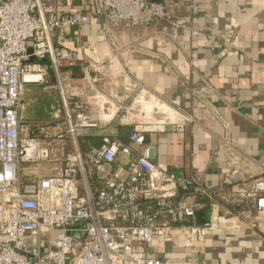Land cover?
I'll use <instances>...</instances> for the list:
<instances>
[{
	"label": "crops",
	"instance_id": "crops-1",
	"mask_svg": "<svg viewBox=\"0 0 264 264\" xmlns=\"http://www.w3.org/2000/svg\"><path fill=\"white\" fill-rule=\"evenodd\" d=\"M158 1L184 25L173 30L164 23L122 24L108 35L107 24L92 19L79 29L56 32L55 42L80 58L66 81L67 92L113 140L128 144L134 130L142 131L152 161L185 183L171 203L206 205L205 224L197 217L186 224L206 226L215 219L221 230L195 242L174 230L147 253L173 264H264V222L256 204L243 196L264 167V0ZM87 7L76 0L62 12ZM39 65L51 88L27 84L23 94L22 116L35 129L64 113L51 64ZM100 142L93 131L80 147L87 152ZM130 160L120 154L114 172L124 175ZM202 188L223 192L209 200L198 194ZM37 252L30 250V257Z\"/></svg>",
	"mask_w": 264,
	"mask_h": 264
},
{
	"label": "built area",
	"instance_id": "built-area-1",
	"mask_svg": "<svg viewBox=\"0 0 264 264\" xmlns=\"http://www.w3.org/2000/svg\"><path fill=\"white\" fill-rule=\"evenodd\" d=\"M75 1L0 0V264H173L145 250L169 240L174 230L191 242L203 241L221 232L217 220L186 225L206 205L171 203L185 183L152 161L144 133L134 130L128 144L113 140L67 92L66 81L80 58L76 50L58 45L55 34L92 19L105 22L108 35L122 24L164 23L177 30L184 22L172 19L167 3L153 0H79L88 4L85 10L62 12ZM32 59L51 64L64 108L36 129L22 116L24 87L51 86L45 68L30 65ZM136 88L144 89L140 83ZM93 131L101 145L83 152L80 140ZM226 144L235 158L232 144ZM120 154L131 156L122 176L113 169ZM260 168L253 189L243 196L256 204L264 222ZM222 192L202 188L198 194L214 200ZM30 250H38L35 258Z\"/></svg>",
	"mask_w": 264,
	"mask_h": 264
},
{
	"label": "water",
	"instance_id": "water-1",
	"mask_svg": "<svg viewBox=\"0 0 264 264\" xmlns=\"http://www.w3.org/2000/svg\"><path fill=\"white\" fill-rule=\"evenodd\" d=\"M153 1H158V0H153ZM32 53H33V50L32 49H30L29 51H28V55H32ZM32 62H35V63H37V64H40L41 62H43V60H39V59H32L31 60ZM189 184V182L187 183V185ZM197 218H198V221H199V223L200 224H205L206 223V213L205 212H199V213H197V216H196Z\"/></svg>",
	"mask_w": 264,
	"mask_h": 264
},
{
	"label": "trees",
	"instance_id": "trees-1",
	"mask_svg": "<svg viewBox=\"0 0 264 264\" xmlns=\"http://www.w3.org/2000/svg\"><path fill=\"white\" fill-rule=\"evenodd\" d=\"M133 132H134V131H133ZM133 132H132V133H133ZM132 133H131V134H132ZM130 136H131V135H130ZM101 142H102V139H101ZM101 142H100V144H99L98 146L101 145ZM98 146H96V147H98ZM199 200H200V198H199ZM198 202H201V201H198ZM185 224H186V223H185ZM186 225H192V224H186Z\"/></svg>",
	"mask_w": 264,
	"mask_h": 264
},
{
	"label": "rangeland",
	"instance_id": "rangeland-1",
	"mask_svg": "<svg viewBox=\"0 0 264 264\" xmlns=\"http://www.w3.org/2000/svg\"><path fill=\"white\" fill-rule=\"evenodd\" d=\"M69 93V92H68ZM70 94V93H69ZM150 108V107H149Z\"/></svg>",
	"mask_w": 264,
	"mask_h": 264
}]
</instances>
